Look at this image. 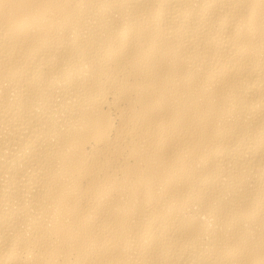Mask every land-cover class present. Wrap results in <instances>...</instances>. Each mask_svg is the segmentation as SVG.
<instances>
[{
	"label": "bare ground",
	"instance_id": "6f19581e",
	"mask_svg": "<svg viewBox=\"0 0 264 264\" xmlns=\"http://www.w3.org/2000/svg\"><path fill=\"white\" fill-rule=\"evenodd\" d=\"M0 264H264V0H0Z\"/></svg>",
	"mask_w": 264,
	"mask_h": 264
}]
</instances>
